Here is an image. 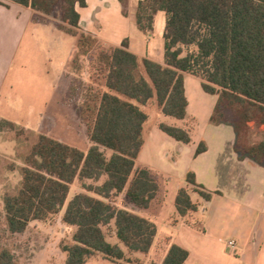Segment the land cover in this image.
Returning <instances> with one entry per match:
<instances>
[{
	"label": "trees",
	"instance_id": "16d2710c",
	"mask_svg": "<svg viewBox=\"0 0 264 264\" xmlns=\"http://www.w3.org/2000/svg\"><path fill=\"white\" fill-rule=\"evenodd\" d=\"M6 1L59 18L58 28L77 38L75 62L99 48L96 62L105 71L103 88L89 93L78 108L80 118L90 122L89 151L46 135L39 137L25 159L20 189L4 200L10 233L23 234L32 222H45L65 209L63 222L75 228L74 244L63 248L66 264H86L94 254L116 264H136L128 254L148 255L157 226L120 208L114 200L125 194L137 211L159 208L165 195L162 178L136 163L146 144L150 105L156 104L166 117L187 118L185 74L200 78L204 92L217 96L211 122L233 126L239 159L248 158L264 166V139L249 141L252 125L264 130V0L140 3L136 23L148 35L154 32L157 13L166 14L164 65L140 59L128 50L127 42L121 48L107 50L92 36L81 33L76 7H86L87 0ZM119 1L126 12L129 0ZM191 47L195 50L188 51ZM76 94L72 84L74 102L78 100ZM3 124L14 127L7 121ZM159 128L177 142L188 145L192 141L189 130L166 124ZM206 150L202 143L196 155ZM107 151L112 152L110 157ZM103 178L104 183L97 185ZM76 181L85 193L68 201ZM186 182L204 200L212 199L213 194L197 183L193 172L187 174ZM175 203L181 216L198 211L186 188L179 190ZM112 225L127 252L108 241L106 229ZM188 257L186 249L173 245L162 264H185ZM0 264L18 263L5 249L0 252Z\"/></svg>",
	"mask_w": 264,
	"mask_h": 264
},
{
	"label": "crops",
	"instance_id": "0c3cea01",
	"mask_svg": "<svg viewBox=\"0 0 264 264\" xmlns=\"http://www.w3.org/2000/svg\"><path fill=\"white\" fill-rule=\"evenodd\" d=\"M145 1L129 0L125 12L119 0H87L86 7H76L80 15L79 31L95 38L107 50L121 48L127 42L128 50L140 59L164 65L166 14L162 11L157 13L152 34L142 32L137 26L136 15L139 4ZM59 22V18L41 15L30 7L0 0V100L16 85L10 80L16 69L20 77L30 67L35 70L40 68L43 77H55L52 96L39 107L40 124L44 123L47 115L44 110L53 105L54 115L70 107L78 114L79 104L71 98L74 80L69 69L78 52L77 38L61 31L57 25ZM53 62H56V72L48 66ZM188 79L191 88L188 87ZM63 82L62 96L56 102L60 83ZM197 82L202 89L200 78L185 74L188 115L185 120L179 121L182 123L181 129L190 131L191 143L185 145L176 141L175 144L161 134L163 132L159 126L168 124L165 123L166 116L155 104L158 123L148 128L146 144L138 159L140 168H147L162 178L165 191L156 213L145 216L158 230L151 251L162 252L163 258L159 264L163 263L173 245L189 252L185 264H264V166L248 158L239 159L235 151L233 126L230 123L215 125L211 122L218 98L205 93L203 89L206 95L215 97V102L210 110L207 130H199L197 117L191 114L192 110H199L194 102V97L199 94ZM5 109V105H0V120L17 124L16 119L3 111ZM149 123L150 119L146 126L149 127ZM195 133H198L197 139ZM53 139L64 143L61 139ZM202 143L207 150L196 155ZM64 144L80 149L79 145ZM166 144L177 147L179 151L173 166L160 156L161 148ZM89 149L90 141L88 149L80 150L87 153ZM181 163L187 165L182 176L184 183L169 194L171 171ZM189 172L196 175L197 183L204 190L213 194L210 201L204 200L188 185L186 177ZM224 180L225 183L222 182ZM182 188L189 190L192 202L198 206L197 212L186 216L178 213L175 202ZM229 241L236 243V254L228 250Z\"/></svg>",
	"mask_w": 264,
	"mask_h": 264
},
{
	"label": "rangeland",
	"instance_id": "374dc122",
	"mask_svg": "<svg viewBox=\"0 0 264 264\" xmlns=\"http://www.w3.org/2000/svg\"><path fill=\"white\" fill-rule=\"evenodd\" d=\"M191 47L188 51H194ZM100 49L97 48L89 56L81 58L76 63L75 57L70 65V73L72 74L73 86L77 102L79 106L83 105L86 96L93 91L103 88L105 71L96 62L97 55ZM186 54V53H185ZM184 54V55H185ZM40 63V62H37ZM48 66L55 70L56 62ZM57 67V66H56ZM61 70V69H60ZM56 72V70H55ZM53 71V73H55ZM55 77H43L40 75V68H28L22 76L19 77L18 69L15 70V75L10 76L12 89L5 93L0 105H5L8 115L18 122L14 127L4 125L3 120H0V252L9 250L14 255L18 264H66L67 253L63 251L66 246L73 245V235L75 228L66 225L63 222L65 209L56 216H53L45 222H32L23 234H12L8 230L6 215L4 210V200L7 196L15 195L21 187L23 175L22 169L25 167V159L30 154L32 148L38 142L41 135H46L50 138L61 139L64 143L71 145H79L80 149H88L89 147V127L90 122L80 118L76 114L73 107L66 111L56 112L55 105L44 110L47 113L44 123L40 124V105L52 96V81ZM64 82L60 83L58 92L59 98L63 93ZM188 87L191 88V82L188 79ZM199 94L194 97L197 110H192L191 114L197 117L196 126L200 131L207 130L209 125L210 110L215 102V97L206 95L201 89L200 83L197 82ZM75 95H73L74 97ZM40 99L39 103H35ZM196 109V108H195ZM148 111L151 115L149 127L146 126L145 136L149 134L148 128H153L158 123V111L156 105H150ZM194 123V121H191ZM165 123L171 126L182 128V123L179 120L165 117ZM40 124V125H39ZM161 133V132H160ZM165 138L171 142L177 143L163 133ZM197 139L198 133L194 134ZM264 139V130L252 125L249 132V141L258 143ZM179 144V143H178ZM181 145V144H179ZM160 156L167 160L170 166H173L179 157L177 147L164 145L161 148ZM112 155L111 151H107V156ZM159 156V157H160ZM255 162V161H254ZM136 165L140 167L141 163ZM186 163H181L173 171H171V182L168 183L169 194L183 184V173L186 169ZM105 178L101 179L97 185L103 184ZM225 183V180L222 181ZM93 182H89L92 184ZM85 193L81 185L76 181L70 190L68 201L74 196ZM170 197V195H169ZM120 208L133 211L143 217L146 214L156 213V209L152 212L137 211L129 203L125 194H122L114 200ZM108 241L112 244L121 245L115 234V227L112 225L106 229ZM122 248L123 245H121ZM126 251V249L124 248ZM127 252V251H126ZM128 257L135 261L136 264H159L162 261L163 254L161 251H150L148 255H129ZM86 264H116L106 259L101 254L91 256Z\"/></svg>",
	"mask_w": 264,
	"mask_h": 264
},
{
	"label": "built area",
	"instance_id": "2783aa9c",
	"mask_svg": "<svg viewBox=\"0 0 264 264\" xmlns=\"http://www.w3.org/2000/svg\"><path fill=\"white\" fill-rule=\"evenodd\" d=\"M228 250L230 251L231 254H236L237 252V245L234 241H229L227 243Z\"/></svg>",
	"mask_w": 264,
	"mask_h": 264
}]
</instances>
